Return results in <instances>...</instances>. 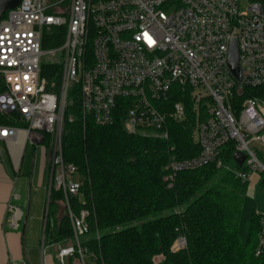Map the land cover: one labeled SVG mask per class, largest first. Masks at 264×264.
<instances>
[{
	"label": "built area",
	"instance_id": "1",
	"mask_svg": "<svg viewBox=\"0 0 264 264\" xmlns=\"http://www.w3.org/2000/svg\"><path fill=\"white\" fill-rule=\"evenodd\" d=\"M249 3L241 12L240 0H21L2 16L0 114L17 113L26 126L0 124V143L14 161L29 142L46 146L48 200L52 190L62 192L73 229L71 243L59 249L63 263L78 254L81 264H94L83 245L88 213H76L72 203L81 197L83 178L66 161L63 145L73 107L100 126L121 118L129 132L167 138L170 119L187 116L186 105L172 98L188 97L200 152L173 158L167 169L176 174L213 164L235 171L242 182L250 173L264 174L258 150H264V11L259 0ZM56 28L66 29L65 60L58 90L51 91L42 68L54 53L44 48L46 35ZM233 41L242 85L228 67ZM238 152L245 154L241 166L234 161ZM22 217V209L10 205L11 226L18 228ZM185 247L179 237L175 249ZM255 257L264 264V214Z\"/></svg>",
	"mask_w": 264,
	"mask_h": 264
},
{
	"label": "trees",
	"instance_id": "2",
	"mask_svg": "<svg viewBox=\"0 0 264 264\" xmlns=\"http://www.w3.org/2000/svg\"><path fill=\"white\" fill-rule=\"evenodd\" d=\"M259 1L264 11V0ZM61 73L43 65L48 90H58ZM177 101L186 105L187 116L170 119L167 138L129 132L121 118L100 126L84 120L77 107L68 110L75 119L64 132L65 159L83 178L81 197L72 203L76 213H88L83 245L90 259L94 264H261L255 257L259 217L253 219L248 243L239 232L247 182L213 164L176 174L167 169L173 158L191 159L200 152L193 138V104L177 96L170 102ZM10 115L0 114V124L26 126L19 114ZM232 156L226 150L225 159ZM60 203L65 208L61 215ZM49 206L55 225L51 229L48 223L46 232L67 246L73 229L61 191L52 190ZM179 237L186 240L183 249H175ZM70 258L81 264L78 254Z\"/></svg>",
	"mask_w": 264,
	"mask_h": 264
},
{
	"label": "crops",
	"instance_id": "3",
	"mask_svg": "<svg viewBox=\"0 0 264 264\" xmlns=\"http://www.w3.org/2000/svg\"><path fill=\"white\" fill-rule=\"evenodd\" d=\"M21 161H14L10 156L5 157L4 161L0 159V264H77L75 260L72 262V258H68L65 263L60 260L58 253L62 245L54 241L50 231L48 234L46 232L48 223L51 229L55 225L54 217L50 215L47 219V216H43L42 209V191L49 193L48 160L44 161L36 183L33 177H30L31 181H27L29 177H21ZM46 178L47 185L43 182ZM28 184L32 188L35 187L34 196L29 209H24L20 202ZM10 205H15L23 211L18 228L11 226L9 222ZM37 206H40L39 209Z\"/></svg>",
	"mask_w": 264,
	"mask_h": 264
},
{
	"label": "rangeland",
	"instance_id": "4",
	"mask_svg": "<svg viewBox=\"0 0 264 264\" xmlns=\"http://www.w3.org/2000/svg\"><path fill=\"white\" fill-rule=\"evenodd\" d=\"M249 5H250L249 0H240L241 12L247 11ZM62 29L64 30L63 32ZM62 29L59 31L57 29H52L47 33L44 48L46 50H53L54 53L43 59L44 65H52L54 67L55 66L58 67L59 70L62 71L61 74H63L64 72L65 51L63 46L66 38V29L64 28ZM55 38L56 41H58L57 42L58 44H56V46L48 45L49 43H51L52 39L55 40ZM6 116L10 119L13 117L12 115H6ZM45 147L46 146L44 144H33L32 142H29L27 144L22 155L23 157L20 159V161L22 160L21 161L22 178L26 176L29 177V179L27 178V181H31L30 177L31 178L33 177L35 183L37 180H39L40 172L42 171V168L44 166V161H46ZM0 150H2L7 157L6 147L2 143H0ZM258 150H259V159L262 161V163H264V150L260 147L258 148ZM231 165L235 166V163L231 162ZM30 174H33V176ZM250 176L251 178L247 182L244 204H243V209L239 224L240 236L245 243H248L249 240L251 239V227H252L253 219L264 214V174H262L259 171H256L250 173ZM43 182H45V184L47 185L48 183L47 178L46 181L44 180ZM29 184L27 185L26 189H24L22 193V201L20 202V205L23 206L24 209H29L31 199L34 196L33 189L35 187L32 188L29 186ZM42 194H43L42 197L44 199V204L42 206L43 216L44 217L47 216L48 219V216L51 215L50 208L52 206L51 207L49 206L47 192L44 190L42 191ZM39 207L40 206H37V209H39ZM59 207H60L59 213L61 215L63 214V212L61 211H63V209L65 210V208L61 203L59 204ZM88 262H90V259H88Z\"/></svg>",
	"mask_w": 264,
	"mask_h": 264
},
{
	"label": "water",
	"instance_id": "5",
	"mask_svg": "<svg viewBox=\"0 0 264 264\" xmlns=\"http://www.w3.org/2000/svg\"><path fill=\"white\" fill-rule=\"evenodd\" d=\"M21 0H0V19L9 10L15 9L19 6ZM228 67L239 83L242 85L243 70L239 60V52L236 42H231L228 52ZM245 159V154L238 152L234 155V161L238 166H241Z\"/></svg>",
	"mask_w": 264,
	"mask_h": 264
},
{
	"label": "bare ground",
	"instance_id": "6",
	"mask_svg": "<svg viewBox=\"0 0 264 264\" xmlns=\"http://www.w3.org/2000/svg\"><path fill=\"white\" fill-rule=\"evenodd\" d=\"M19 141H20V143H23V136L21 135L20 137H19ZM21 148H20V150H17V155L18 156H16V161H19V158H20V152H21Z\"/></svg>",
	"mask_w": 264,
	"mask_h": 264
}]
</instances>
